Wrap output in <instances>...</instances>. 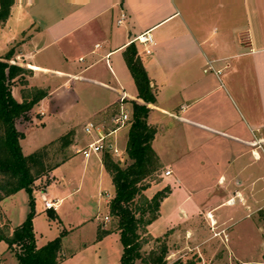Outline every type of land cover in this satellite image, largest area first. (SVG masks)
Wrapping results in <instances>:
<instances>
[{
  "label": "crops",
  "instance_id": "obj_1",
  "mask_svg": "<svg viewBox=\"0 0 264 264\" xmlns=\"http://www.w3.org/2000/svg\"><path fill=\"white\" fill-rule=\"evenodd\" d=\"M11 1L9 16L0 24V61L24 69L27 88L47 93L35 105L41 115H45V101L55 90L56 79L74 76L109 92L105 103L103 95H93L94 116L115 108L99 115L107 119L106 128H112L111 119L119 112L123 96L129 118L132 101L145 105L147 121L156 130L152 149L170 171L163 178L171 189L165 200L182 187L176 158L191 156L193 146L202 148L204 142H211L209 147L216 150L212 168L220 173L217 183L224 186L221 205L236 207L237 220L264 214V0ZM145 32L153 41L150 54L135 41ZM130 44L155 92V103L137 97L123 55ZM125 86L132 89L127 91ZM21 88L15 80L12 96L17 102L22 101ZM121 129L108 137L119 156L123 153L118 148ZM83 140L87 144L90 139L86 135ZM156 148L166 150L172 161H164ZM101 153L94 156L104 174ZM153 189L151 183L145 192ZM211 210L197 209L188 218L207 215L218 230L233 229L231 217H216ZM249 228L242 237L250 235ZM228 236L230 254L225 255V262H258L244 254L233 232Z\"/></svg>",
  "mask_w": 264,
  "mask_h": 264
},
{
  "label": "rangeland",
  "instance_id": "obj_2",
  "mask_svg": "<svg viewBox=\"0 0 264 264\" xmlns=\"http://www.w3.org/2000/svg\"><path fill=\"white\" fill-rule=\"evenodd\" d=\"M56 81L55 90L45 101V115L39 113L40 107L34 106L32 109V122L24 129L25 137L20 141V146L24 155L47 147V163L50 166H60L35 181L31 194L32 206L30 195L25 190L0 202V228L5 230L3 224L8 223V235H11L12 230L32 212L31 223L36 247L40 248L57 237L61 238L58 264H121L122 245L119 233L115 231L97 239L100 228L114 231L116 227L109 217L108 221L105 220L108 216L105 202H110L114 197L111 178L106 172L102 174L94 155L85 160L81 154L74 153L86 144V140H83L86 139L85 124L97 121L106 128L107 119L99 118V115L108 114L115 108L106 109L94 116L96 98L93 95L96 92L103 95L105 103L110 99L109 92L100 86L81 83L80 78L75 76L57 78ZM125 87L127 91L132 89L131 86ZM133 122L130 114L129 123L119 131L118 148L123 151L122 155L114 156L110 152L112 159L122 167L131 162L126 154V146ZM79 135L82 141L79 140ZM210 143L204 142L202 148L199 145L193 146L194 149L189 154L191 156L181 154L176 158L175 168L182 180V187H177L162 204L161 217L151 227H146L145 234H140L141 253L146 256L152 249L159 250L164 244L167 248L165 264H229L223 259L225 255L229 257L228 233L233 232L234 241L244 254L258 261L252 264H264V214L257 213L250 220H237L239 214L235 211L236 207L221 205L224 186L217 183L220 173L212 168L216 150L209 147ZM156 149L160 155L164 154L161 155L164 161H172L166 155V150ZM104 151L100 154L101 162ZM166 171L160 163V169L153 176L154 189L145 192L148 199L152 197V192L167 185L163 179ZM173 179L172 176L169 181ZM47 180H50V184L45 188ZM106 193L109 194L107 198ZM43 195L61 201L58 212L54 211V217H50L44 209ZM197 209H214L211 211L216 217H231L235 225L233 229L229 225L226 230H218L217 223L212 226L207 215L188 218ZM249 225L250 235L242 237ZM190 229L194 230L193 235ZM204 239H207L205 245L199 246L198 242ZM6 246L4 242L0 244V264H18L14 252L8 249L2 251V247ZM136 264L140 262L137 261ZM232 264L239 263L233 261Z\"/></svg>",
  "mask_w": 264,
  "mask_h": 264
},
{
  "label": "trees",
  "instance_id": "obj_3",
  "mask_svg": "<svg viewBox=\"0 0 264 264\" xmlns=\"http://www.w3.org/2000/svg\"><path fill=\"white\" fill-rule=\"evenodd\" d=\"M13 2L0 0V24L9 16ZM125 63L133 78L137 97L145 103H155V92L150 86L144 67L137 56V50L130 44L123 53ZM25 70L0 61V202L20 190L30 195L36 180L49 174L59 164L50 166L47 159V147L30 155H24L20 141L24 139V129L32 122L31 111L46 96V92L36 88H27ZM22 87L21 102L12 96L14 81ZM133 124L126 146V154L131 161L125 167L112 159L109 150L102 156L104 170L111 178L114 197L107 204L108 216L116 225L114 231L101 229L97 239L118 232L122 245L121 264H165L167 248L163 244L159 250L152 249L146 256L141 253L140 234L146 233V227L158 218L161 203L169 196L171 189L166 186L151 198L144 192L150 187L153 176L160 169V161L151 147L155 129L147 123L149 109L145 105L130 103ZM68 145V143H66ZM50 184L46 181L45 188ZM44 188V189H45ZM55 216L52 210L47 211ZM33 213L15 227L11 235L8 223L0 228V242L7 245L8 251L14 252L18 264H58L61 238L57 237L40 248L35 245L32 229Z\"/></svg>",
  "mask_w": 264,
  "mask_h": 264
},
{
  "label": "built area",
  "instance_id": "obj_4",
  "mask_svg": "<svg viewBox=\"0 0 264 264\" xmlns=\"http://www.w3.org/2000/svg\"><path fill=\"white\" fill-rule=\"evenodd\" d=\"M118 22L120 23V21ZM135 41L144 46V51L146 54L151 53L153 41L149 32H145L137 36ZM123 100L124 96L121 98L119 112L115 114L111 119L112 128H105L103 125L97 124L95 122H88L84 126V133L89 137L90 140L85 146L76 149L75 153L81 154L84 159H88L92 155H97L103 152L104 150H109L114 156H119L118 149L115 145L109 144L108 137L114 134L117 130L126 126L130 121L129 115L124 109ZM169 174L170 171L165 172V175ZM42 199L44 209L46 211L58 210L59 204L61 202L60 200L54 198H47L46 195H43ZM105 220H107V218H105Z\"/></svg>",
  "mask_w": 264,
  "mask_h": 264
},
{
  "label": "bare ground",
  "instance_id": "obj_5",
  "mask_svg": "<svg viewBox=\"0 0 264 264\" xmlns=\"http://www.w3.org/2000/svg\"><path fill=\"white\" fill-rule=\"evenodd\" d=\"M213 225L215 224L214 222H211Z\"/></svg>",
  "mask_w": 264,
  "mask_h": 264
}]
</instances>
